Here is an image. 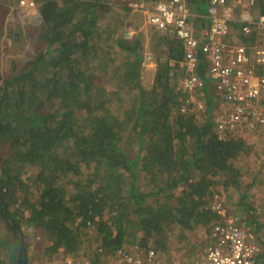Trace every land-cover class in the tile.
<instances>
[{
    "label": "trees",
    "instance_id": "16d2710c",
    "mask_svg": "<svg viewBox=\"0 0 264 264\" xmlns=\"http://www.w3.org/2000/svg\"><path fill=\"white\" fill-rule=\"evenodd\" d=\"M7 1L0 0V46L9 30L19 45L23 26L11 20ZM38 1V49L0 75V264H32L25 223L49 242L48 259L80 255L88 233L98 237L94 248L82 252L92 264L110 263L117 249L130 245L173 257L172 228L190 234L203 227L209 240L217 217L209 204L219 181L227 189L245 185L238 204L255 222L249 202L255 178H246L240 162L252 145L216 133L213 81L205 82L204 118L182 110L187 94L171 71L184 58L183 40L152 31L147 46L157 71L146 86L143 37L120 33L140 26L130 21L141 7L119 0ZM187 1L202 18L208 0ZM256 7L264 13V0ZM239 36L241 43L257 38L256 32ZM205 61L201 54L202 75ZM101 78L118 90L128 85L135 102L117 114L98 91Z\"/></svg>",
    "mask_w": 264,
    "mask_h": 264
},
{
    "label": "built area",
    "instance_id": "2783aa9c",
    "mask_svg": "<svg viewBox=\"0 0 264 264\" xmlns=\"http://www.w3.org/2000/svg\"><path fill=\"white\" fill-rule=\"evenodd\" d=\"M259 1L208 0L206 17L210 23L201 36L194 32L191 23L194 13L187 0H158L150 5L129 1V5L141 7L147 23L162 35L183 40L181 67L185 72L179 88L187 94L182 105L184 111L195 113L189 102L197 109L204 107L197 96L204 94L205 78L198 66L203 54L204 75L213 81L215 96L220 101L211 114L220 138L241 137L247 141L250 132L264 128V70H259L264 69V13L256 7ZM18 5L21 11L37 6L35 0H19ZM235 23L240 24L239 30L244 34L256 32V41H229L226 37L237 27ZM136 31L124 29L122 35L129 39ZM209 208L217 214L209 240L190 259L166 258L155 248L121 247L111 262L105 264H258L264 245L251 240L252 226L240 214L231 212L217 191ZM255 215L261 217L264 232V203L255 205ZM46 264H92V261L85 254H62L48 259Z\"/></svg>",
    "mask_w": 264,
    "mask_h": 264
},
{
    "label": "rangeland",
    "instance_id": "374dc122",
    "mask_svg": "<svg viewBox=\"0 0 264 264\" xmlns=\"http://www.w3.org/2000/svg\"><path fill=\"white\" fill-rule=\"evenodd\" d=\"M2 1V0H1ZM4 1V0H3ZM119 1H132L133 0H119ZM37 6L35 8H29L28 10L21 11L19 10V0H10L7 1L6 9L9 10V15L11 20H15L16 23L21 24L23 26V36L22 40L18 44L13 43V31L9 30V33L4 36L1 39V46H0V75L6 76L13 70V60H15L18 64V66H21L22 61L30 57L31 54L38 49V36L37 34H34V30H36L37 26V19H39V5L40 1L35 0ZM147 2V1H146ZM149 2V1H148ZM192 6V5H190ZM134 9H137L134 7ZM140 9V10H139ZM135 16L130 21V17L133 15L131 14L128 23L133 22L132 24L140 23V26L137 29H133L136 31L134 34H139L143 37V45H145L144 49V61L142 64L141 73L144 70V67L146 64H149V61H154V56L151 51H149L147 43L150 38V35L155 28L148 24L146 21V17L141 10V8H138V10L134 11ZM194 17L192 19V26L194 29V32L197 36H201L202 33L200 25L198 24V20L196 17L198 16L196 11H193ZM139 20L141 22H139ZM28 25V26H27ZM32 26V27H30ZM12 29V27H9ZM33 28V33L30 34V30ZM126 27L122 28L120 33L122 34ZM129 29V28H127ZM204 30V29H203ZM240 30L237 27H233L231 33L226 37L229 41L232 42H239L240 39ZM132 36V37H134ZM131 37V38H132ZM129 38V39H131ZM256 39H254V43ZM151 55L150 58H148V55ZM123 58V57H122ZM122 58H120L119 61H122ZM184 69L182 72V75L184 74ZM142 75V74H141ZM0 77V81L2 79ZM209 84V77H207ZM148 78L142 77V83L146 86L152 85L150 82L151 80H147ZM121 85V84H119ZM98 91L102 93L105 96V99L110 109L114 108V111L117 112V114H120V112L125 108L131 105L132 102H135L136 100V92L128 87V85L124 86L122 88H119V90L116 88V85L114 86L108 79L101 78V80L98 82ZM114 91H118L117 94H115ZM198 98L203 101L204 107L197 109L195 105H193V102H189L191 108L194 109V112L198 115L199 119H202L205 117L206 109L205 104L207 103L206 96L203 93L197 94ZM211 98H213L212 93L209 95ZM219 100L215 104L216 106L212 107L211 114L217 110L219 105ZM209 110H207L208 112ZM247 142L252 145V150L249 153V155L241 157V163L243 166H245L247 171L249 173H246V178L251 179L255 178L251 190H249V196L250 200L249 202L253 205L259 204L258 202H261V199L264 198V128L261 130L256 131L255 133L250 132L249 138L247 139ZM135 148V149H134ZM132 149L136 151L137 146H134ZM145 154H143V158ZM244 179V177H243ZM24 188H29L30 192L29 195L32 197H36L37 194L34 191V188H32V185L30 181L24 180ZM246 183V182H245ZM245 188V185L243 186ZM243 188L236 189V188H230L227 189L223 186L222 181H219L215 186L212 187V190L214 192H219L221 195V198L223 202L227 205L228 209L233 213H238L243 215V217H247V209L239 207V199H240V193L242 192ZM260 200V201H259ZM241 208V209H240ZM240 212V213H239ZM258 218V217H257ZM261 217L258 218L260 220ZM24 229L28 232L29 238H31V262L32 264H46L48 257H47V245L48 241L45 237H43L41 230L35 229L33 225L24 224ZM190 234H187L186 231L179 232L176 230V228L170 229V243L168 245L169 250L171 253H173L174 256H178L181 259L188 260L195 252L200 248L202 245L206 244L208 242V232L205 228L201 227L199 229H195L192 232H189ZM98 243V237L94 234L88 233L85 236V241L82 244V252L85 250H88L90 248H94L96 244ZM128 248H132V246H128ZM80 254H83V253ZM163 255L166 256V258H172L169 257L167 252H163ZM173 256V257H174Z\"/></svg>",
    "mask_w": 264,
    "mask_h": 264
},
{
    "label": "crops",
    "instance_id": "0c3cea01",
    "mask_svg": "<svg viewBox=\"0 0 264 264\" xmlns=\"http://www.w3.org/2000/svg\"><path fill=\"white\" fill-rule=\"evenodd\" d=\"M206 13H207V4L205 7V13L201 14L202 18H199L198 16L196 17V19L199 21L198 24L200 25V28L202 31V33L200 35H203V32L209 27V20L206 17ZM199 14L200 13H198V15ZM238 28L239 27H237V29ZM149 62H150L149 64L145 65L144 70L141 73L142 74L141 78L144 77V75H145V78H148L147 80L148 81L151 80L150 82L153 83L154 79H155V74L157 71V63L155 61H149ZM172 64H174V62H172ZM259 70L262 71L264 69L261 67ZM182 72H183V68L181 67V62L179 63L178 67L174 68L171 71V76H172L173 80L176 82V86L178 89H179L180 81L184 77V74L182 75ZM203 76L207 77L206 75H203ZM206 79H208V78H206ZM205 82H206V80H205ZM204 95L207 97L205 87H204ZM213 106L215 107L216 105H213ZM241 216L247 225L252 226L253 236H252L251 240L260 242L264 245V232L262 231V229H263L262 219L260 218V220H258L255 217V222L254 221L252 222L250 218L243 217V215H241ZM132 249H135V248L132 247ZM257 261H258V264H264V250L261 254H259Z\"/></svg>",
    "mask_w": 264,
    "mask_h": 264
}]
</instances>
